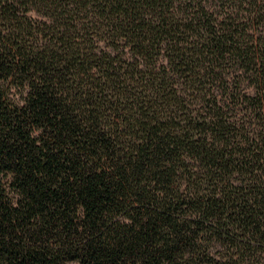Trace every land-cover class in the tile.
I'll list each match as a JSON object with an SVG mask.
<instances>
[{"label":"trees","instance_id":"1","mask_svg":"<svg viewBox=\"0 0 264 264\" xmlns=\"http://www.w3.org/2000/svg\"><path fill=\"white\" fill-rule=\"evenodd\" d=\"M264 264V0H0V264Z\"/></svg>","mask_w":264,"mask_h":264},{"label":"rangeland","instance_id":"2","mask_svg":"<svg viewBox=\"0 0 264 264\" xmlns=\"http://www.w3.org/2000/svg\"><path fill=\"white\" fill-rule=\"evenodd\" d=\"M68 264H79V263L75 262V261H72V262H69Z\"/></svg>","mask_w":264,"mask_h":264}]
</instances>
